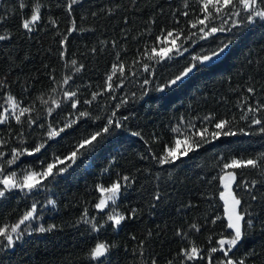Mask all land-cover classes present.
I'll return each mask as SVG.
<instances>
[{
	"label": "trees",
	"instance_id": "trees-1",
	"mask_svg": "<svg viewBox=\"0 0 264 264\" xmlns=\"http://www.w3.org/2000/svg\"><path fill=\"white\" fill-rule=\"evenodd\" d=\"M20 2L0 0V35L8 37L0 41V81L5 82L0 88V105L6 106L5 94L10 93L25 106L33 105L36 110L31 115L39 117L45 128L17 124L9 115L8 122L0 125V152L5 154L0 164L7 172L15 171L18 178L25 170L39 172L42 162L44 166L52 162L54 153L67 155L80 138L102 129L114 111V119H119L123 127L103 136L66 172L43 180L39 190L28 195L14 190L0 198V226L16 223L34 202L36 218L21 225V229L55 226L44 233L23 232L12 248L0 247V264H96L87 259V254L98 242L115 246L102 258L103 264H152L154 259L156 264H179L180 250L192 246L200 248L205 259L186 264H208V250L218 247L216 241L222 233L231 231L226 227L220 198L223 163L264 154V133L258 131L259 126L249 128L250 121L240 119L248 105L264 102V21L246 24L232 33H217L207 40L194 37L195 43L181 36L177 42L188 51L157 63L142 53L159 47L156 37L162 29L183 28L186 34L188 20L198 13L196 0H79L71 16L65 10L68 0H22L26 4L23 10ZM37 3L41 20L28 32L21 26L22 19L31 16ZM185 11L188 17L181 14ZM72 20L77 30L69 34ZM215 24L220 25L217 20ZM64 35L69 38L62 49L60 40ZM229 37L231 44L219 58L200 65L177 86L163 92L156 90L192 63V56L215 49ZM61 51L65 52L63 58ZM73 60L77 62L75 67ZM121 63L125 65L123 76L117 71L112 90L106 91L107 75L113 64ZM145 64L149 65L148 71L144 70ZM80 65L83 68L77 72ZM66 76L72 80L63 85ZM145 79L148 84H144ZM248 87L255 92L249 94ZM62 90L77 92L79 110L87 109L91 118L81 120L62 138L48 141L40 153L21 156L15 164L7 165L12 148L31 149L46 139L44 132L49 123L62 125L67 119H75L70 103L55 108L51 116L46 111L49 105L41 103V99L61 101ZM93 92L103 95L90 106L83 104ZM242 97L246 99L238 104ZM208 116L213 120L206 121ZM220 119L231 120L229 128L237 134L215 140L209 135V143L173 164L160 165L153 159L163 154L166 145L175 146L178 137L173 128L180 127L191 136L207 127L210 134L216 131L214 123ZM241 127L249 134L239 132ZM21 131L25 133L23 145L18 136ZM229 170L237 173L235 195L242 198L245 207L251 203L258 217L253 219L254 228L247 231L230 255L236 261L244 259L246 264H264L262 201H249L243 187H237L242 181L250 184L256 180L259 183L254 192L264 197V175L250 169ZM123 176L130 179L116 205L103 212L95 209L101 196L96 185L107 187ZM157 193L159 200L155 199ZM48 200H54L55 205H49ZM112 207L126 217L136 209V215L118 228L105 224L98 232L92 231L90 224L78 223L85 209L89 216L104 223ZM217 216L222 219L214 224ZM193 224L199 231L191 227ZM214 258L218 262L222 253H215Z\"/></svg>",
	"mask_w": 264,
	"mask_h": 264
},
{
	"label": "snow or ice",
	"instance_id": "snow-or-ice-1",
	"mask_svg": "<svg viewBox=\"0 0 264 264\" xmlns=\"http://www.w3.org/2000/svg\"><path fill=\"white\" fill-rule=\"evenodd\" d=\"M79 3V0H68L65 10L68 15H72L73 5ZM198 5V13L191 19L188 20L189 30L185 34V29H169L161 30V35L156 37V42L159 47L153 46L150 50L146 49L145 53L142 55H147L148 60H154L157 63L164 60H173L175 56H182L184 52H187L188 49L184 47L183 43H178L181 36H184L185 41L192 40L193 43L196 40L192 39L194 37L198 39L207 40L210 37H214L217 33H232L233 29L240 28L246 24H253L257 20L264 21V0H196ZM20 8L23 10L26 7V4L20 2ZM189 5L185 3V8H188ZM183 16L188 17L189 12L185 11L181 13ZM93 15H96L93 13ZM3 18H0L2 22ZM41 20V11L40 5L37 3L32 9L30 17H25L22 19V28L28 32H32L36 24ZM219 20L220 25L216 26L215 21ZM54 24L55 21H52ZM177 25L179 21L176 22ZM231 24V27H224V25ZM72 26L67 29V32L70 34L73 31L77 30L75 20L71 21ZM191 29H197V31H191ZM166 32V34H165ZM199 33V36H198ZM68 35H64L60 40L61 48L63 49L66 46L68 40ZM8 39L5 35H0V41ZM231 44V37L225 40H221L220 44L209 52H201L195 56L191 57L192 63L182 68L178 74L174 75L173 78L167 80L165 84L158 85L157 91H165L169 87L177 86L180 84L190 73L200 65H205L210 63L216 58H219L226 49L229 48ZM170 45V46H169ZM95 51V49H93ZM150 51V54H148ZM65 55L64 51L60 52L61 58ZM73 67L76 66L77 62L73 60ZM83 68V65H80L79 68H76V71L79 72ZM144 70H149V65H144ZM117 71L123 76L125 72L124 64H113L111 74L107 75L105 84L106 91H111L113 88V76L116 75ZM54 79V78H53ZM72 80L71 76H66L62 84L68 85ZM149 80L145 79L144 84H148ZM5 82L0 81V88L4 87ZM117 87L119 85H116ZM53 93L57 91L55 87L51 89ZM63 96L61 101L55 99L43 100L41 98V103L49 105L46 109L47 115L51 116L55 108H60L62 104H71V108L75 110V119H67L60 125L58 122L56 124L49 123L44 132L46 139L41 140L35 145V147L29 149L28 147H19L11 149V159L6 160V164L11 166L16 163V161L24 155L32 156L35 153H40L42 149H45V145L50 140H56L57 137L62 138V134H69V130H72L74 125L84 118H91V113L85 109L83 111L79 110L80 100L78 99V94L75 91L71 90H62ZM249 94H253L255 89L252 87L247 88ZM103 95V92H93L91 99H84L83 104L91 105L93 101L97 99L98 96ZM246 98H241L239 103H243ZM125 101H121L124 103ZM5 104L0 105V108H3V111H0V125L5 124L9 120V115H11L17 124L26 123L29 128H32L33 125L39 124V127L45 128V124L39 121V117H33L31 114L36 110L33 105L25 106L23 101L17 100L10 93L5 94ZM120 105H117V109ZM259 114V115H258ZM73 113H70V116ZM116 112L112 113L107 120V123L103 126L102 129L92 132L87 136L80 138L75 146L68 152L67 155L61 156L58 154H53L52 162H48L46 166L42 162V170L37 172L34 170H25L23 174L18 178V174L15 171L7 172L5 167L0 164V198H5L8 193L13 192L14 190H19L25 195L31 194L42 187V181L47 180L48 178H54L72 167L77 160L84 155L86 152L91 151L101 140L103 136L109 134L114 129L122 128L123 125L119 119H114ZM23 118V119H22ZM126 119V118H125ZM241 120L250 121L248 127L251 128L253 125L259 126L258 131L264 133V102H258L255 106L248 105L247 111L243 112L240 116ZM206 121H212L213 117H205ZM232 124L231 120L220 119L214 123V128L216 131H212L210 134L208 128L204 127L200 130L194 131L191 136L183 133L180 127H175L172 129L174 133L177 134L175 139V146H165L164 152L159 157L153 156V159H156L160 165L173 164L183 156H187L189 153L196 151L204 143H209L208 136H211L212 140L218 139L220 136H234L237 132L230 130L229 126ZM195 128V125L191 126ZM228 129V130H226ZM239 132L244 135H248L249 132L245 131L243 127L239 129ZM25 133L23 131L18 133V136L21 138V145L24 144ZM133 135H139L138 133H133ZM183 137L182 139L179 137ZM195 137H199L196 139ZM0 143H3L0 140ZM181 145L183 148L181 149ZM4 153L0 152V158L4 157ZM229 169H250L255 170L259 174L264 175V154H260L258 157L247 158V159H235L233 158L230 162H224L219 179L223 184L225 191L220 192V198L224 201L225 207V217L227 220L226 227L231 230L227 235L221 234V238L216 241L218 247H211L208 250L207 262L208 264H246L244 259L239 261L234 260L230 253L233 249L242 241L247 231L254 228L253 219L256 217L255 212L252 210V204L248 203V206L245 207L242 203V198H238L237 195L233 194V182L236 181L237 173L234 171H228ZM128 176H123L110 185L105 187L104 185L97 184L96 190L101 193V196L97 203L94 204L95 209L100 212H103L105 209L109 208L111 205H116L119 195L122 192V189L126 188L127 182L129 181ZM121 180L125 183L122 184ZM259 182L252 180L250 184L248 182H241L237 187H243L244 191L249 196V201L261 200L262 203L260 208L264 211V197H258L254 189L256 188ZM155 199L159 200L160 196L157 193ZM49 205H55L54 200H48ZM37 213V204L34 202L30 208H28L20 219L14 224L5 223L3 226H0V247L3 248H12L15 241L22 239L23 232H39L44 233L51 231L55 226L38 227V228H25L21 229V225H24L26 222H30L36 218L35 214ZM136 215V209H132L130 216L126 217L122 213L116 210L115 207H112L111 211L107 214V218L104 223H99L96 220L95 216H89L88 210L85 209L81 214L80 220L78 223L90 224L92 231H100L105 224H110L114 228H118L122 225L126 219L134 218ZM222 219L217 216L212 222L215 224L217 220ZM192 228L199 231V228L193 224ZM151 235V234H149ZM181 235V233H177ZM135 239V237H133ZM6 241V244L3 242ZM143 241L140 242L143 246ZM115 247L106 242L96 243L87 254V259L90 261L96 262V264H103L102 258L106 257L111 249ZM220 252L222 253V258L217 262L214 258V254ZM143 254V253H141ZM178 255L181 257L179 264H186L189 261H198L204 260L205 257L202 254V250L196 246L190 248H182ZM253 255H255L253 253ZM152 264H156L155 259L152 261ZM169 264H172V261H169Z\"/></svg>",
	"mask_w": 264,
	"mask_h": 264
},
{
	"label": "rangeland",
	"instance_id": "rangeland-1",
	"mask_svg": "<svg viewBox=\"0 0 264 264\" xmlns=\"http://www.w3.org/2000/svg\"><path fill=\"white\" fill-rule=\"evenodd\" d=\"M217 23H219L220 24V21L219 20H217ZM7 106V105H6ZM229 171H232V170H229ZM223 174V173H222ZM220 183H221V181H220ZM233 184H234V182H233ZM232 187H233V185H232ZM222 191H225V189H224V187H223V184L221 183V192ZM233 194L235 195V193H234V190H233ZM222 200V199H221ZM222 203H223V210H224V217H225V207H224V201L222 200ZM110 206H111V204H110ZM110 206H109V208H110ZM108 208V209H109ZM226 218V217H225ZM227 221V220H226Z\"/></svg>",
	"mask_w": 264,
	"mask_h": 264
}]
</instances>
